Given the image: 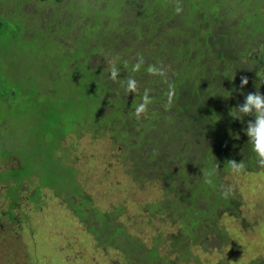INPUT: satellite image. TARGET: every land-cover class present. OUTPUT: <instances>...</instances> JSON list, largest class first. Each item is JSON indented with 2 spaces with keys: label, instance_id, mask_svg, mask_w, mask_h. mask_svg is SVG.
I'll return each instance as SVG.
<instances>
[{
  "label": "trees",
  "instance_id": "trees-1",
  "mask_svg": "<svg viewBox=\"0 0 264 264\" xmlns=\"http://www.w3.org/2000/svg\"><path fill=\"white\" fill-rule=\"evenodd\" d=\"M262 4L264 0H0L3 22L0 32L10 29L6 34L8 41L0 43V50H9L14 55L2 69L6 70L2 77L8 93L0 92L3 104L0 115L3 114L1 120L7 126L11 124L12 130L16 129L17 120L23 118V124L17 126L18 137L12 134L9 140L0 138V185L5 188L1 194L11 205L10 212L5 207L1 211L7 224L0 219V264H40L30 253L36 252L37 247L23 237L18 227L25 218L19 205L24 195L32 197L33 189H43L42 200L29 201L38 207L34 213L58 196L81 226V237L93 241L94 250L103 254L112 247L116 249L121 258L111 260L116 264H182L191 260L202 264L201 258H195L189 251L190 239L193 245L204 249L213 242H226L227 232L217 227L219 216L230 214L242 220L243 212L242 197L231 185L233 172L227 161H243L245 167L241 172L264 174L244 131L253 116L236 119L231 115L247 94L261 93L258 81L264 76V67L259 63L264 64V60H255L261 53L252 43L255 39L264 41V14L259 10ZM177 6L182 12L175 11ZM44 14L49 15L48 20L41 19ZM259 15L262 29L254 31L249 22L252 18L256 21ZM57 19L63 23L62 28ZM71 29H82L85 37L92 33L101 45L95 51L105 52L78 51L76 46H82L81 43L63 47L60 42L68 38ZM27 33L31 37L40 36L37 44L34 41L28 48L23 43ZM93 58H97L96 62ZM136 64L140 67L133 70ZM113 65L119 72L115 80L110 75ZM58 67L64 75L56 78L54 90L44 85L43 91L52 93L55 102H50L47 108L34 106L33 101L40 95L36 90L40 78L46 72L54 74ZM150 67L159 71L149 72ZM29 69L40 73L34 76ZM67 70L72 72L69 81ZM213 72L221 74L224 80L239 74L240 79L247 77L248 84L241 87L240 81L231 95L226 92L223 96L211 95L205 89L214 82L208 77ZM129 79L136 81L137 88L130 102L134 94L126 90ZM145 90L151 102L147 116L137 118L133 135L126 125L129 120L123 117L130 114V107L136 108L141 102ZM26 101L31 106L26 107ZM33 107L37 110H32ZM26 114L31 116L26 119ZM85 132L91 134L93 141L102 133L112 140V148L118 149L120 169L124 168L128 176L136 175L132 161L124 165L136 150L135 144L150 149L140 153L145 155L142 164L164 175L174 189H159L161 196L157 202L137 204L147 212L150 221L159 218L160 227L167 223L180 226L174 235L169 234V249L163 253L176 251L172 260L156 256L164 240L155 239L151 251L124 226H113L114 218L125 212L123 205L111 213H102L93 206V199L83 193L75 166L70 168L68 152L72 157L77 151V136L81 141ZM182 139L192 141L189 150L198 142L197 160L187 171L189 175L194 172V178L170 175L178 169L179 161L186 170L189 168L191 158L187 149L180 156L176 154L180 149L170 156L173 145ZM201 144L206 146L204 153ZM22 145L26 147L23 153L18 151ZM201 157L204 168L196 167ZM68 163L67 173L90 206L73 207L75 199L67 177L59 180L58 187L51 186L49 179V185L44 186L32 182V177L46 176L45 173H49V178L55 176L59 165L68 167ZM48 189L63 192L49 196ZM45 195L48 198L43 203ZM80 205L77 201V206ZM34 213L23 223L30 224L36 218ZM98 215L102 220L97 219ZM74 258L89 263L77 253ZM247 264H264V257Z\"/></svg>",
  "mask_w": 264,
  "mask_h": 264
},
{
  "label": "rangeland",
  "instance_id": "rangeland-1",
  "mask_svg": "<svg viewBox=\"0 0 264 264\" xmlns=\"http://www.w3.org/2000/svg\"><path fill=\"white\" fill-rule=\"evenodd\" d=\"M259 10L264 14V4L260 5ZM85 12V10H83ZM41 19L48 20L49 15H42ZM249 20V16H246V22ZM253 18L249 22V26L254 31L262 29V17L259 15ZM95 24L94 20L91 23ZM11 28H16L11 25ZM6 32H0V43L8 41ZM264 29L262 30V32ZM31 35V33H27ZM37 40L35 42L37 44ZM26 43V39L23 40ZM85 40L79 42L84 43ZM9 42H7L8 44ZM257 51L264 50V41H257L252 43ZM28 48V45H26ZM30 54L31 51L29 50ZM29 54V55H30ZM26 56V55H25ZM0 92L8 93V88L3 82V77L6 70H2L4 64L14 59L9 55L8 50H0ZM24 65V64H22ZM58 72L54 73L55 78L63 76L59 67ZM4 71V73H2ZM30 73L37 76L40 71L37 69L31 70ZM51 73H44L42 77L49 76ZM67 80L72 79V72L66 71ZM71 87L73 83H71ZM43 86V85H41ZM39 92L38 100L33 101L34 106L40 105V107L47 108L50 102H55V96L52 93H45L43 89L37 87ZM127 90V87H126ZM31 93H29V98ZM132 99V98H129ZM26 107L31 106L28 101L24 102ZM3 108V104L0 103V111ZM32 110H37L33 107ZM3 114L0 115V138L3 140H9L11 135L18 137L20 135V129L17 126L23 124V118L17 120V125H14L16 129L12 130L11 124L7 126L4 124L2 119ZM31 114H26L28 119ZM100 130V129H99ZM96 141L91 139V134L88 135L85 132L84 137L80 138L77 136V151L72 154L70 150L68 156H70V168L76 165L74 169L77 171L78 182L81 186L83 193L93 199V206L102 213H111L119 205L124 206V213H120L114 218L113 226L121 227L124 226L127 232L134 234L141 241L145 242L146 248L152 251V245L154 240H164L162 245L159 246L160 253L163 254L169 249L170 235H174L178 232L180 226L175 224L167 223L159 226V218L151 219L148 218L147 212H144L141 206L137 203L143 202H157L161 196L159 189H162L161 184L152 179L150 176L146 183H142L140 180L135 179L133 175L128 176L123 169H120V162L118 156V149L112 148L109 137L104 133ZM82 135V134H81ZM198 142L194 144L197 147ZM201 153L205 151V145L201 144ZM22 147V148H21ZM19 152L23 153L26 151V147L22 145ZM198 149V148H197ZM25 155V153H24ZM77 158V160H76ZM66 167L60 164L56 170V175L49 178V173H45L46 176L32 177V182L40 184L41 186L49 185L48 179L52 181L51 186H57L58 182L62 177L69 178V190L75 199L73 207H85L90 206V202L81 198L80 189H77L72 175L68 174ZM123 172V174L121 173ZM131 177V178H130ZM229 177H226L228 181ZM231 185L238 191L242 197V220L237 219L230 214H221L219 216L217 227L224 228L228 234V240L224 243L213 242L208 244V249H204L201 246H196L189 240L190 253L195 258H201L202 264H216L220 261H225L227 264H247L258 257H264V174L261 173H244V172H233L231 176ZM50 186V187H51ZM4 186L0 185V212L6 207V200L2 198L1 192L4 191ZM32 192V191H31ZM55 192L59 195L62 194L63 189H48L49 196H52ZM43 193V189H33L32 197L24 195L22 204L19 208L23 211L25 218L21 224L18 225L23 233V237H28V241L37 247L36 252L30 251L39 261L40 264H85L80 260H76L74 255L77 253L82 258L88 260V264H115L111 260L121 258L118 257L115 248H110L108 251H104L103 254L98 253L93 248V241L87 242L85 237H81L82 228L77 225L74 221V217L70 212L63 206L64 201L58 196L56 198L42 206L39 212L34 213L37 206H32L31 202H38ZM47 199L48 195L43 196ZM42 200V198H41ZM77 201L81 203L77 206ZM20 202V201H19ZM31 205V206H30ZM43 205V204H42ZM35 214L32 222L23 223L26 217L31 219V216ZM21 216V215H19ZM37 218H39L38 221ZM97 219L102 220V216L98 215ZM246 221V227L244 226ZM163 222V221H162ZM103 224H101V227ZM100 227V229H101ZM28 229V230H27ZM99 229V231H100ZM161 231V233H159ZM31 235V236H30ZM25 238H23L24 241ZM168 240V241H167ZM195 240V237H194ZM69 243L72 244L69 248ZM174 244V241H172ZM177 244L174 246L176 247ZM186 248V247H182ZM182 264H194V260L189 263Z\"/></svg>",
  "mask_w": 264,
  "mask_h": 264
},
{
  "label": "clouds",
  "instance_id": "clouds-1",
  "mask_svg": "<svg viewBox=\"0 0 264 264\" xmlns=\"http://www.w3.org/2000/svg\"><path fill=\"white\" fill-rule=\"evenodd\" d=\"M175 11L177 13L182 12V8L180 6H177ZM57 23L59 27H63V23L61 22V20L57 19ZM0 30L3 26V22L0 20ZM83 29V28H82ZM82 29L77 30V29H71L69 31V35L67 36V39H62V41L60 42L61 45L63 47H67L72 43H79L83 40H85L84 43H82V46H76V49L79 50H83L84 53H88V52H105L104 51H95V47H101V45L98 43L99 41L95 38L94 35H92V33L90 35H86V37L84 36V34L82 33ZM53 32V31H52ZM36 38H40V36L38 37H31V36H27L26 37V43L25 45H32L33 42L35 41ZM23 40V39H21ZM24 43V42H23ZM89 47V50H87V48ZM9 55H11L12 57H14V55L12 53L9 52ZM97 58H93V62H96ZM140 65L136 64L133 66V70L139 68ZM149 72H157L159 71L158 69L155 68H149L148 69ZM58 71L56 70L55 73H57ZM161 75L163 73H160ZM111 78L113 80L117 79L119 76V72L116 69L115 65L112 66V70H111ZM239 74H233L230 75L231 78L228 79H222L221 78V74L219 73H212V74H208V77L213 78V83L208 84V86L206 87V93H209L211 95L214 96H223L226 92V94L231 95L232 93H234V91L238 88L239 84H240V78H239ZM62 78V76L59 77V79ZM56 78L54 74H50L49 76H45L40 78V82L41 84L38 85V87L42 88L44 91V85H46L49 89L54 90V82H55ZM231 80V83L229 82ZM259 85L261 86V93L259 91L255 92V93H249L244 97V101L243 103L239 104L237 108H235V113H233V111L231 112V115L236 118V119H243L245 116H253L252 120H249L247 123V127L246 129H244L245 131V135L248 137V144L251 146V151L255 154L256 158H257V164L261 167H264V76L261 78L260 81H258ZM248 84V79L247 77H241V87H244ZM43 85V86H41ZM127 91L134 94L132 95V99H129L132 101L134 99V96L136 94L137 88H136V81L134 79H129L127 81ZM151 99L150 96L148 94V91L145 90L142 98H141V102L136 106V108H131L129 109V113L128 115H125L123 118L129 120V124L128 125V130L131 131V133L134 135L135 130L137 129L136 126V121L137 118H145L147 109H148V105L150 104ZM54 104V103H53ZM135 121V124L133 125V122ZM121 120L119 122H117V125H120ZM133 125V126H132ZM99 129V128H98ZM122 138V137H121ZM110 144L114 145V143L112 142V140L109 138ZM192 141L187 140V139H182V140H177L176 145L174 144L171 151H170V156L173 154V152L177 149H180L181 152H177L176 154L178 156L182 155L185 150L187 149L189 154H190V158L191 160L189 161V168L186 170L184 168V165L182 162L179 161V166H178V171L176 170L174 173H170V175H180L182 177H190V178H194L192 177L194 175L193 174L189 175L187 174V171L194 167V164L197 160V154H196V149L197 147H193L192 150H189V144ZM194 143V142H193ZM117 143H115V145H117ZM133 145V144H132ZM136 150L133 151L128 157H127V162L124 164L126 165L127 163H129L130 161H132L133 166L135 168L136 171V175H133L135 177V179L140 180L142 183H146V181L148 180V178L151 176L153 180L159 182L161 184V188L164 190L166 189L167 191H171L170 189H174L173 186H171L168 181L166 180V177L164 175L158 174L157 172L153 171V168L151 166H147L148 168H145L146 166H144L142 164V157L145 155H141L140 153L142 151H148L150 150L149 148H147L146 145H137ZM73 158V157H72ZM118 158V156H117ZM201 158L198 159L197 161V166L201 168L205 167V162H203L201 164ZM77 160V158H76ZM227 165L230 167L232 172H239L242 169H244L245 164L243 161L241 162H236L234 160H229L227 161ZM76 167V165H73ZM145 168V169H144ZM76 171V170H75ZM181 171V172H179ZM77 172V171H76ZM147 173V174H145ZM131 178V177H130ZM170 194V192H168ZM224 195H227V192L223 193Z\"/></svg>",
  "mask_w": 264,
  "mask_h": 264
},
{
  "label": "flooded vegetation",
  "instance_id": "flooded-vegetation-1",
  "mask_svg": "<svg viewBox=\"0 0 264 264\" xmlns=\"http://www.w3.org/2000/svg\"><path fill=\"white\" fill-rule=\"evenodd\" d=\"M260 53H261V56H256L255 57V60H257V61H259V60H264V50L263 51H259ZM259 63V62H258ZM259 65L260 66H262V67H264V64L262 63H259ZM240 81H241V79H240ZM131 101V100H130ZM7 155V154H6ZM5 155V156H6ZM47 189V188H46ZM7 203V202H6ZM9 212H10V210H11V205L9 204V203H7L6 204V207H5ZM17 208H15L14 210H13V212L15 213V210H16ZM0 219H2L4 222H5V220L2 218V215H1V212H0ZM5 224H7L6 222H5ZM159 254H156V256H168L171 260H172V257H174V256H176V251L175 252H170V253H168L167 255H161V253L160 252H158ZM164 253H167V252H164ZM118 257H119V255H118ZM112 262V261H111ZM112 263H115V262H112ZM116 264V263H115Z\"/></svg>",
  "mask_w": 264,
  "mask_h": 264
},
{
  "label": "water",
  "instance_id": "water-1",
  "mask_svg": "<svg viewBox=\"0 0 264 264\" xmlns=\"http://www.w3.org/2000/svg\"><path fill=\"white\" fill-rule=\"evenodd\" d=\"M0 27H1V24H0Z\"/></svg>",
  "mask_w": 264,
  "mask_h": 264
}]
</instances>
